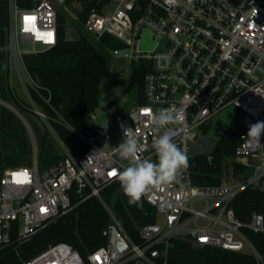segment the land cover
Here are the masks:
<instances>
[{
    "label": "built area",
    "instance_id": "2783aa9c",
    "mask_svg": "<svg viewBox=\"0 0 264 264\" xmlns=\"http://www.w3.org/2000/svg\"><path fill=\"white\" fill-rule=\"evenodd\" d=\"M9 1V52L23 64L25 55L57 44L59 9L49 0L32 9ZM68 1L56 0L62 7H68ZM26 17L34 19L26 21ZM83 24L97 39L109 35L120 41L122 49H129L123 58L141 63L139 69L145 70L144 102L124 116L109 105L112 125L108 129L96 124L99 108L93 112L89 126L94 133L86 138L76 132L89 146L79 159L65 147L64 157L45 170L39 168L37 153L30 166L10 168L0 164V251L19 246L86 200L96 197L103 202V189L118 181V172L130 163L115 151L124 138V128L132 129L137 136L140 158L156 161L152 141L171 130L174 142L190 161L196 155L192 153L194 143L222 110L236 106L244 115L246 128L264 121V0H99ZM145 32L158 42L153 52L138 50L139 38ZM122 49L111 53L119 56ZM164 108L172 109L179 120L160 129L153 118ZM246 134L240 136L237 156L258 158L257 172L250 182L197 187L191 184L188 167L179 183L154 187L144 195L162 220L140 229L142 245L126 234L123 223L107 207L111 223L103 235L108 243L89 254V263L167 264V250L176 237L189 238L194 248L211 246L237 253L249 249L251 252L246 253L261 260L243 234L242 222L229 207L241 190L257 186L264 177V147L253 149ZM194 202L204 206L196 208ZM251 219L247 228L264 232L263 215L255 213ZM23 264L87 262L69 244L58 243Z\"/></svg>",
    "mask_w": 264,
    "mask_h": 264
},
{
    "label": "trees",
    "instance_id": "16d2710c",
    "mask_svg": "<svg viewBox=\"0 0 264 264\" xmlns=\"http://www.w3.org/2000/svg\"><path fill=\"white\" fill-rule=\"evenodd\" d=\"M19 7L32 9L35 0H16ZM99 0H69L68 7L79 3L82 10L79 13L83 24L93 10L98 7ZM10 25V1L0 0V77L4 65L9 62L8 28ZM67 17L58 12V42L55 46L37 54L25 55V69L35 83L28 85L32 101L49 116L50 123L59 139L70 154L79 159L88 149V143L76 132L88 138L94 133L89 126L91 114L100 105L103 97L101 86L110 77V52L122 49L124 45L115 38L105 35L100 39L67 37ZM7 75L9 68L5 69ZM145 70H134L127 92H137V105L144 102ZM4 96L11 97L16 104L24 109L26 104L19 100L12 88L7 87ZM115 93L107 90L105 100L113 105ZM21 125L13 115L0 104V164L8 154L3 147L6 138H14L20 150V163L30 166L33 163L32 148L26 139ZM24 130V129H23ZM244 122L231 125L221 135V139L207 154H196L189 161L191 184L197 187H219L224 184L223 164L226 158L237 156V149L242 142L241 135L247 133ZM31 157V158H30ZM63 157L53 154L46 157L39 154V168L45 170ZM233 176L238 177L248 170L243 163H234ZM118 181L109 184L102 192V201L93 197L80 203L72 211L62 216L17 247L0 251V264H23L48 247L66 243L76 249L82 258L88 261L89 254L106 246L108 239L103 235L110 225L111 218L107 207L112 209L123 223L126 234L136 243L142 245L140 229L147 224H156V210L149 205L144 196L141 205H130ZM73 202H77L73 197ZM236 219L242 222V232L261 260L246 252L237 253L224 251L214 247L194 248L189 238L176 237L171 240L167 250V264H264V232L255 233L247 228L253 214H262L264 218V190L260 186L249 185L241 190L230 202ZM164 245L160 246L163 249ZM128 261L124 264H136Z\"/></svg>",
    "mask_w": 264,
    "mask_h": 264
},
{
    "label": "rangeland",
    "instance_id": "374dc122",
    "mask_svg": "<svg viewBox=\"0 0 264 264\" xmlns=\"http://www.w3.org/2000/svg\"><path fill=\"white\" fill-rule=\"evenodd\" d=\"M55 5L59 11L64 13L67 17V37L68 39H76L79 37L86 39H94L95 37L87 32L84 24L80 22L79 13L82 9L81 4L74 3L71 7L59 6L56 0H49ZM22 48H26L27 45L21 44ZM159 47L158 42L153 40L151 34L145 32L139 38L138 50L141 52H153ZM129 49H122L119 56H115L110 52V77L103 82L101 90L103 91V97L101 99L98 119L96 124L99 128L108 129L111 127V117L109 113V104L105 100V94L107 90H112L115 93V99L113 105L118 108V115L124 116L127 110L137 105V92H127L125 89L129 84L131 73L134 70H139L142 67L141 63H133L125 58L123 55L127 53ZM9 68V74L7 75L5 69ZM32 84L31 78L25 70L24 63L21 64L17 60L13 59L9 52L8 65H4L1 71L0 77V104L4 106L17 120L19 125L24 129L26 139L29 142L30 149L32 150V156L37 153L50 157L53 154L64 157V144L57 136L56 132L51 126L50 117L40 116L38 113H43L42 109L38 107L31 99L28 91V85ZM13 89L20 101L26 104L27 108H20L16 102L8 96H4L6 88ZM101 116V117H99ZM244 115L238 111L236 106H230L222 112L212 117L209 127L206 129L198 141L194 143L192 148L193 154H207L209 153L216 143L221 139V135L231 125H236L243 122ZM3 147L7 151V155L4 157L3 165L10 168L23 167V163H20L21 158L18 142L16 139L10 137L3 141ZM31 158V157H30ZM33 158V157H32ZM246 161L248 163V170L240 175V177L233 176L232 166L235 162ZM39 161V160H38ZM258 158L253 156H236L234 158H226L223 164L224 180H227V184H233L235 181L246 179L250 181L254 178L257 172ZM123 192L120 190V193ZM193 206L196 208H202L204 205L201 202H194ZM157 216V215H156ZM162 218L157 216V223L161 222ZM202 222V221H201ZM203 223V222H202ZM246 252H251L246 249ZM141 264V262H139Z\"/></svg>",
    "mask_w": 264,
    "mask_h": 264
},
{
    "label": "clouds",
    "instance_id": "9594fccd",
    "mask_svg": "<svg viewBox=\"0 0 264 264\" xmlns=\"http://www.w3.org/2000/svg\"><path fill=\"white\" fill-rule=\"evenodd\" d=\"M178 120L172 109L164 108L154 114L153 124L166 129ZM123 137L115 151L122 160L130 163L118 172L117 179L130 205L142 206V197L154 187L179 183L182 171L189 167L188 156L174 142L171 130L164 131L152 141L156 161L139 157L141 144L132 129L124 128ZM245 138L253 149L264 147V121L249 124Z\"/></svg>",
    "mask_w": 264,
    "mask_h": 264
},
{
    "label": "crops",
    "instance_id": "0c3cea01",
    "mask_svg": "<svg viewBox=\"0 0 264 264\" xmlns=\"http://www.w3.org/2000/svg\"><path fill=\"white\" fill-rule=\"evenodd\" d=\"M240 162L241 163H243V164H246L247 166H248V163L246 162V161H242V160H240ZM240 162H235V163H240ZM246 172V171H245ZM243 174V173H242ZM241 175V174H240ZM238 177H240V176H238ZM251 181V180H250ZM250 181H247L246 179H243V180H240V181H235L233 184H229L230 186H240L241 184H246V183H248V182H250ZM224 182L227 184V180H224ZM136 264H140L139 262H137ZM142 264V263H141Z\"/></svg>",
    "mask_w": 264,
    "mask_h": 264
},
{
    "label": "water",
    "instance_id": "95a60500",
    "mask_svg": "<svg viewBox=\"0 0 264 264\" xmlns=\"http://www.w3.org/2000/svg\"><path fill=\"white\" fill-rule=\"evenodd\" d=\"M41 1L42 0H35V7H37ZM258 186H260V188L264 190V177L261 178Z\"/></svg>",
    "mask_w": 264,
    "mask_h": 264
},
{
    "label": "snow or ice",
    "instance_id": "6c2138e0",
    "mask_svg": "<svg viewBox=\"0 0 264 264\" xmlns=\"http://www.w3.org/2000/svg\"><path fill=\"white\" fill-rule=\"evenodd\" d=\"M32 19H34V18H31V17H26V18H25L26 21H28V20H32ZM110 174L114 175L115 173H110Z\"/></svg>",
    "mask_w": 264,
    "mask_h": 264
}]
</instances>
